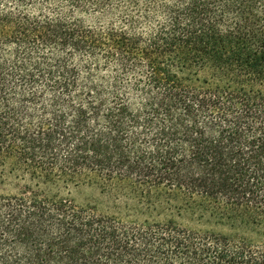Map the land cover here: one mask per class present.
Instances as JSON below:
<instances>
[{
  "label": "trees",
  "instance_id": "obj_1",
  "mask_svg": "<svg viewBox=\"0 0 264 264\" xmlns=\"http://www.w3.org/2000/svg\"><path fill=\"white\" fill-rule=\"evenodd\" d=\"M70 4L103 24L0 9V169L29 182L0 195V264H264V245L53 193L98 181L264 227V0Z\"/></svg>",
  "mask_w": 264,
  "mask_h": 264
},
{
  "label": "rangeland",
  "instance_id": "obj_2",
  "mask_svg": "<svg viewBox=\"0 0 264 264\" xmlns=\"http://www.w3.org/2000/svg\"><path fill=\"white\" fill-rule=\"evenodd\" d=\"M70 5V0H0V9L4 12L20 10L31 16L70 19L76 17L85 25L103 24L102 14L94 15L90 7H85L83 12L74 15V9ZM6 50L16 57L23 56L22 51L18 53L15 49ZM42 50L48 53L50 48ZM83 60L86 59L81 58L79 61ZM28 183V179L12 174L10 167L5 171L0 169V195H13ZM57 188L53 193L71 199L77 206L129 225L173 222L189 231L227 235L235 239H245L254 245H264V227L258 224L232 225L216 219L203 218L199 213L174 203H151L143 196L140 197V192L136 194L137 197H129L114 186L98 181L71 183L68 186L60 184Z\"/></svg>",
  "mask_w": 264,
  "mask_h": 264
}]
</instances>
